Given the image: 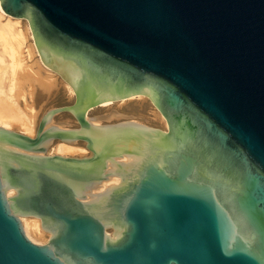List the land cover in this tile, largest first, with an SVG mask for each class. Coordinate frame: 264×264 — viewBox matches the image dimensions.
<instances>
[{
  "label": "water",
  "instance_id": "1",
  "mask_svg": "<svg viewBox=\"0 0 264 264\" xmlns=\"http://www.w3.org/2000/svg\"><path fill=\"white\" fill-rule=\"evenodd\" d=\"M0 5L73 89L0 125V264H264V0ZM137 94L164 128L88 114Z\"/></svg>",
  "mask_w": 264,
  "mask_h": 264
},
{
  "label": "bare ground",
  "instance_id": "2",
  "mask_svg": "<svg viewBox=\"0 0 264 264\" xmlns=\"http://www.w3.org/2000/svg\"><path fill=\"white\" fill-rule=\"evenodd\" d=\"M21 20L20 17L6 13L0 5V125L8 128L17 127L19 131H25L30 135L36 116L31 99L38 91L46 93L55 88L57 73L42 62L28 21L24 20L25 28L23 29ZM61 81L69 93H73L71 86L65 80ZM134 97L146 98L137 94L120 99L115 103H121ZM113 103L104 101L98 108H109ZM152 108L153 115L165 127L166 121L163 115L153 105ZM132 121L140 122L138 119ZM93 122L101 123L100 121ZM52 149L54 153L60 154L86 151L83 145H74L66 141H57Z\"/></svg>",
  "mask_w": 264,
  "mask_h": 264
},
{
  "label": "rangeland",
  "instance_id": "3",
  "mask_svg": "<svg viewBox=\"0 0 264 264\" xmlns=\"http://www.w3.org/2000/svg\"><path fill=\"white\" fill-rule=\"evenodd\" d=\"M21 24L22 28H25V23L23 18H21ZM23 22V23H22ZM57 80H56V86L53 88L50 92H42L38 91L34 97H32L31 101L33 102V107L36 112L35 120L33 123L32 132L30 135L34 134L35 127L38 123V120L41 116V114L49 107L51 106H59L63 104L70 103L73 99V93H69V91L66 89L65 85L61 81L62 79L56 74ZM21 98V97H20ZM22 99V98H21ZM29 99V98H28ZM116 102V101H115ZM113 103L109 108H102L96 106L89 110V115H98V114H108L111 108L116 109L117 111L126 114V115H132L130 118L132 119H138L140 121H143L144 123L156 125L159 127H164V125L161 123L159 119H157L156 116L153 115L152 112V104L148 101L147 98L143 97H134L132 99L123 101L121 103ZM54 120H65L71 123L73 126L76 124L74 118L68 113V112H61L56 114L53 117ZM119 119H123V117H110L109 121H116ZM12 128V127H11ZM17 127H14L16 129ZM18 129V128H17ZM16 129V130H17ZM19 130V129H18ZM21 131V130H20ZM25 132V131H22ZM26 133V132H25ZM28 134V133H27ZM57 140L53 141L47 148V152H55L52 148L55 145ZM74 145H82V144H74ZM87 153V150L85 152H72V153H64L69 155H81ZM63 154V153H61Z\"/></svg>",
  "mask_w": 264,
  "mask_h": 264
}]
</instances>
